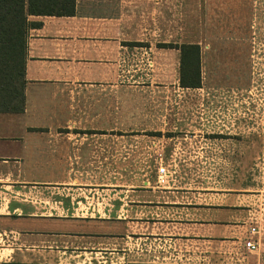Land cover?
<instances>
[{
	"label": "crops",
	"instance_id": "0c3cea01",
	"mask_svg": "<svg viewBox=\"0 0 264 264\" xmlns=\"http://www.w3.org/2000/svg\"><path fill=\"white\" fill-rule=\"evenodd\" d=\"M252 6L223 11L242 22ZM154 7L162 17L163 0L27 16L40 24L27 31L24 110L0 113V264H264V188L158 175L154 153L188 160L159 144L155 109L117 94L116 71L143 46L132 40L156 34L129 27Z\"/></svg>",
	"mask_w": 264,
	"mask_h": 264
},
{
	"label": "rangeland",
	"instance_id": "374dc122",
	"mask_svg": "<svg viewBox=\"0 0 264 264\" xmlns=\"http://www.w3.org/2000/svg\"><path fill=\"white\" fill-rule=\"evenodd\" d=\"M251 3L240 22L223 11L226 0H163L162 17L148 8L129 27L156 34L132 40L143 46L116 71L117 94L129 89L137 105L155 109L149 125L159 144L174 148L169 159L188 160L172 167L165 150L156 166L195 176L197 185L228 178L264 188V1ZM182 43L198 45V87L179 83Z\"/></svg>",
	"mask_w": 264,
	"mask_h": 264
},
{
	"label": "trees",
	"instance_id": "16d2710c",
	"mask_svg": "<svg viewBox=\"0 0 264 264\" xmlns=\"http://www.w3.org/2000/svg\"><path fill=\"white\" fill-rule=\"evenodd\" d=\"M74 0H0V113L24 110L26 37L28 21L34 15H73ZM179 83L182 87L200 86L199 50L194 43H182Z\"/></svg>",
	"mask_w": 264,
	"mask_h": 264
},
{
	"label": "built area",
	"instance_id": "2783aa9c",
	"mask_svg": "<svg viewBox=\"0 0 264 264\" xmlns=\"http://www.w3.org/2000/svg\"><path fill=\"white\" fill-rule=\"evenodd\" d=\"M258 1H264V0H258ZM162 160V154L159 153L158 154V161H161ZM156 171H157V174L160 175V176H164L167 174L168 170L166 169V167L162 164H159V166L156 168ZM160 180L162 181L163 178H160ZM245 246L250 249V250H253L256 248V246L251 243L250 241H247L245 242Z\"/></svg>",
	"mask_w": 264,
	"mask_h": 264
}]
</instances>
